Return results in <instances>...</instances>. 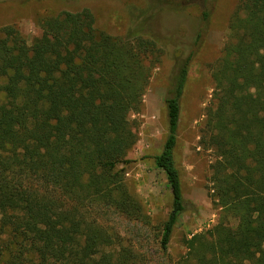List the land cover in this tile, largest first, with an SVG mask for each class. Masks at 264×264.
<instances>
[{
    "label": "trees",
    "instance_id": "1",
    "mask_svg": "<svg viewBox=\"0 0 264 264\" xmlns=\"http://www.w3.org/2000/svg\"><path fill=\"white\" fill-rule=\"evenodd\" d=\"M41 30L29 43L15 25L0 27V264H139L92 212L150 223L119 165L138 141L129 115L164 50L133 29L98 30L88 8L47 17ZM193 56L176 64L154 157L173 195L163 253L186 210L175 148ZM212 80L199 142L215 154L219 216L185 240L183 264H264V0H240Z\"/></svg>",
    "mask_w": 264,
    "mask_h": 264
},
{
    "label": "rangeland",
    "instance_id": "2",
    "mask_svg": "<svg viewBox=\"0 0 264 264\" xmlns=\"http://www.w3.org/2000/svg\"><path fill=\"white\" fill-rule=\"evenodd\" d=\"M240 0H0V27L15 25L29 43L41 34L42 21L63 11H92L95 26L113 36L133 29L157 39L164 50L153 69L140 112L129 119L138 135L127 162L119 165L132 193L142 202L149 224L112 210L92 212L99 222L120 236L126 246L142 255L139 264H183L185 240L205 231L218 220L212 200L215 154L200 145V129L212 102V67L222 55L230 19ZM209 12L204 20L203 11ZM194 53L181 98V115L175 148L186 210L173 232L168 251L160 249L161 225L172 209L173 195L166 174L154 161L168 134L165 99L176 64Z\"/></svg>",
    "mask_w": 264,
    "mask_h": 264
}]
</instances>
